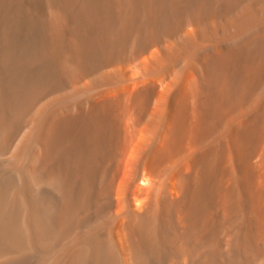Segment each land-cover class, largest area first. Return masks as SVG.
<instances>
[{
    "label": "bare ground",
    "instance_id": "obj_1",
    "mask_svg": "<svg viewBox=\"0 0 264 264\" xmlns=\"http://www.w3.org/2000/svg\"><path fill=\"white\" fill-rule=\"evenodd\" d=\"M43 2L48 71L0 72V264H264V0Z\"/></svg>",
    "mask_w": 264,
    "mask_h": 264
},
{
    "label": "rangeland",
    "instance_id": "obj_2",
    "mask_svg": "<svg viewBox=\"0 0 264 264\" xmlns=\"http://www.w3.org/2000/svg\"><path fill=\"white\" fill-rule=\"evenodd\" d=\"M46 19L43 0H0V62L10 67H0L2 75L7 72L6 76L20 81L48 71L49 61L40 49Z\"/></svg>",
    "mask_w": 264,
    "mask_h": 264
}]
</instances>
